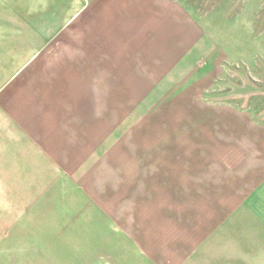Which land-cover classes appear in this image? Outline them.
<instances>
[{
    "label": "rangeland",
    "instance_id": "obj_1",
    "mask_svg": "<svg viewBox=\"0 0 264 264\" xmlns=\"http://www.w3.org/2000/svg\"><path fill=\"white\" fill-rule=\"evenodd\" d=\"M106 6L108 14L168 16L172 41L167 57L137 66L148 80H124L123 96L96 91L90 155L82 165L59 161L48 192H0V236L14 234L0 247L39 250L43 264H150L142 252L161 254L165 244L171 250L174 220L195 202L192 180L209 155L219 157V169L256 170L250 181L261 180L257 199L264 202V0H107ZM100 198L107 202L106 225L84 219L80 230L61 234L70 206L76 211ZM220 253L204 249L188 264H255Z\"/></svg>",
    "mask_w": 264,
    "mask_h": 264
},
{
    "label": "crops",
    "instance_id": "obj_2",
    "mask_svg": "<svg viewBox=\"0 0 264 264\" xmlns=\"http://www.w3.org/2000/svg\"><path fill=\"white\" fill-rule=\"evenodd\" d=\"M106 2L0 0V192L50 191L46 187L59 177V161L82 165L89 158L96 91L97 96H123L124 80L149 79L138 76V65L156 64V55L167 57L174 31L168 16L135 10L108 14ZM127 24L134 28L125 33ZM201 160L210 164L203 165L201 179L192 180L195 202L178 217L173 213L178 234L171 250L165 244L161 254L153 249L141 257L150 264H188L205 249L208 255L219 250V256L264 264V202L257 199L261 180L250 181L256 170L219 169V157L213 155ZM88 200L64 212L62 235L87 225L84 219L94 227L108 223L107 202ZM13 235L0 240L11 241ZM2 245L0 264H43L39 250Z\"/></svg>",
    "mask_w": 264,
    "mask_h": 264
}]
</instances>
